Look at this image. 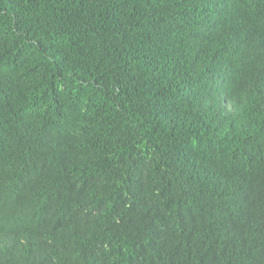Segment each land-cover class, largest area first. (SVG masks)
Wrapping results in <instances>:
<instances>
[{
    "label": "trees",
    "instance_id": "trees-1",
    "mask_svg": "<svg viewBox=\"0 0 264 264\" xmlns=\"http://www.w3.org/2000/svg\"><path fill=\"white\" fill-rule=\"evenodd\" d=\"M0 264H264V0H0Z\"/></svg>",
    "mask_w": 264,
    "mask_h": 264
}]
</instances>
